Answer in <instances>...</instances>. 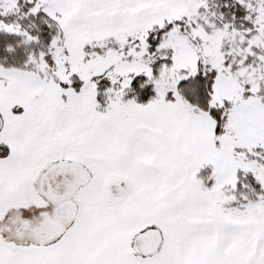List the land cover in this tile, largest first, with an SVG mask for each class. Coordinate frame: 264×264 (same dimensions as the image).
Returning a JSON list of instances; mask_svg holds the SVG:
<instances>
[{
    "label": "snow or ice",
    "instance_id": "snow-or-ice-1",
    "mask_svg": "<svg viewBox=\"0 0 264 264\" xmlns=\"http://www.w3.org/2000/svg\"><path fill=\"white\" fill-rule=\"evenodd\" d=\"M0 264H264V0H0Z\"/></svg>",
    "mask_w": 264,
    "mask_h": 264
}]
</instances>
